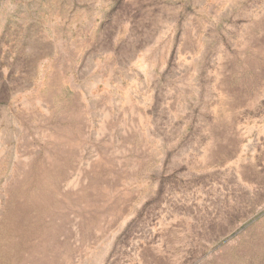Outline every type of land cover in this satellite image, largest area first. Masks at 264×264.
Wrapping results in <instances>:
<instances>
[{
	"label": "rangeland",
	"instance_id": "obj_1",
	"mask_svg": "<svg viewBox=\"0 0 264 264\" xmlns=\"http://www.w3.org/2000/svg\"><path fill=\"white\" fill-rule=\"evenodd\" d=\"M0 264H264V0H0Z\"/></svg>",
	"mask_w": 264,
	"mask_h": 264
}]
</instances>
